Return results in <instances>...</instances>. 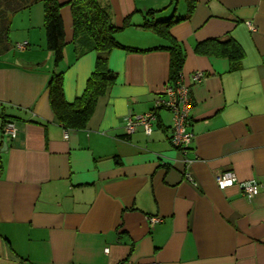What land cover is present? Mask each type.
Wrapping results in <instances>:
<instances>
[{"label":"crops","instance_id":"obj_1","mask_svg":"<svg viewBox=\"0 0 264 264\" xmlns=\"http://www.w3.org/2000/svg\"><path fill=\"white\" fill-rule=\"evenodd\" d=\"M70 1L58 0L57 68L41 1L12 15L13 47L0 55V264H264V0H194L169 38L142 24L184 15V0H98L122 26L117 41L139 50L109 52L116 78L77 129L58 121L47 88L62 70L71 103L94 69L96 52L78 55L73 44ZM229 37L244 51L239 69L195 50L199 41ZM173 40L184 49L180 72L192 96L187 165L170 142V111H158L150 135L125 127L127 114L150 110L172 82L163 46ZM196 70L204 76L192 83ZM5 119L16 122L17 138L3 134ZM223 171L256 180L259 193L220 189L215 176ZM151 216L162 220L151 224Z\"/></svg>","mask_w":264,"mask_h":264},{"label":"trees","instance_id":"obj_2","mask_svg":"<svg viewBox=\"0 0 264 264\" xmlns=\"http://www.w3.org/2000/svg\"><path fill=\"white\" fill-rule=\"evenodd\" d=\"M37 1L43 3L46 46L52 51L54 66L57 68L63 60L64 46V27L60 15L61 3L58 0H0V55L13 47L9 37L12 15ZM184 1L187 4L184 15L178 17L171 15L165 19H154L152 16L146 19L142 26L155 31L162 37L169 38V26L190 16L194 0ZM175 2L176 0H172V4ZM70 7L73 18V44L78 55L89 50L96 52L94 69L87 79L82 95L71 103L64 98L62 70L52 72L47 88L50 104L58 121L64 128L77 129L85 126L97 97L116 78L115 72L108 67L109 52L114 48L129 51L139 49L123 45L117 41L114 34L122 26H116L111 22L108 12L98 0H71ZM155 12L156 10H149L151 15ZM128 23V18H125L123 26ZM163 48L168 49L171 53L170 77L174 80L185 60L184 49L175 40ZM195 50L200 53L227 57L232 69H239L244 58L242 47L230 37L225 40L214 38L199 41Z\"/></svg>","mask_w":264,"mask_h":264},{"label":"built area","instance_id":"obj_3","mask_svg":"<svg viewBox=\"0 0 264 264\" xmlns=\"http://www.w3.org/2000/svg\"><path fill=\"white\" fill-rule=\"evenodd\" d=\"M247 26L254 30L255 26L250 22H246ZM26 42L15 43V47L24 48ZM204 76V72L200 70L190 73V80L192 83L199 82ZM192 107V96L190 87L185 83L181 72L172 82L165 86L153 101V106L150 110L143 113H129L126 115L125 127L128 132L134 131L137 126L142 127L145 134L150 135L152 132V124L156 120L157 113L161 109H166L172 114L171 122V136L170 142L173 147L179 150L181 160L184 165L190 162L186 156L187 150L191 143L193 133L189 128V114ZM3 134L11 139L18 136V127L14 120L8 119L2 125ZM67 137V133L64 135ZM187 179L192 181V177L186 173ZM215 181L220 189L237 185L240 192L246 198H252L259 193L261 185L256 180H239L233 171L219 172L215 176ZM162 218L158 216L149 217L151 224L161 221ZM119 264H131L129 261H123ZM144 264H160L158 262H147Z\"/></svg>","mask_w":264,"mask_h":264},{"label":"rangeland","instance_id":"obj_4","mask_svg":"<svg viewBox=\"0 0 264 264\" xmlns=\"http://www.w3.org/2000/svg\"><path fill=\"white\" fill-rule=\"evenodd\" d=\"M172 8H174V6H173V5L171 6V8H170L169 12L172 10ZM178 10L180 11V9H177V13H178ZM169 12H167V14H168ZM16 54H17V53H16Z\"/></svg>","mask_w":264,"mask_h":264}]
</instances>
